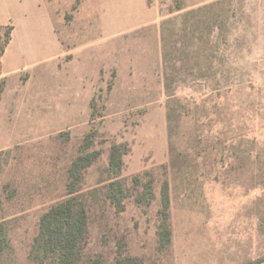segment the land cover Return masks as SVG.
<instances>
[{
    "label": "rangeland",
    "instance_id": "1",
    "mask_svg": "<svg viewBox=\"0 0 264 264\" xmlns=\"http://www.w3.org/2000/svg\"><path fill=\"white\" fill-rule=\"evenodd\" d=\"M10 5L0 0V33L14 28ZM34 9L60 53L8 77L0 65V220L13 249L3 264H34L39 219L66 198L90 133L99 156L79 189L88 211L79 264H114L120 242L142 264L264 258V0H34ZM114 144L127 149L121 212L105 197ZM149 180L154 199L139 205ZM166 182L171 244L160 250Z\"/></svg>",
    "mask_w": 264,
    "mask_h": 264
},
{
    "label": "trees",
    "instance_id": "2",
    "mask_svg": "<svg viewBox=\"0 0 264 264\" xmlns=\"http://www.w3.org/2000/svg\"><path fill=\"white\" fill-rule=\"evenodd\" d=\"M178 10L180 11L182 8H178ZM215 28L217 26H211L210 32ZM11 31L12 28L7 27L0 33V61L10 41ZM194 41L198 43L199 37H194ZM167 80L166 77V82ZM165 89L168 93L169 86L167 84ZM173 99V94L167 95L166 122L170 133L175 121L174 113L176 112L173 108L176 102ZM94 137L95 133L87 134L84 137L79 154L74 158L68 169V179L65 186L66 198L50 207L39 219L38 231L29 252V258L34 264H79L82 260V243L86 238L88 229V211L84 196L79 189L83 181V172L99 156L98 152L89 151L93 146ZM126 151L125 147L114 144L109 149L107 160L109 183L105 197L118 212L123 210V204L127 198V190L120 179L123 170V157ZM134 184L136 186L140 185L139 180L135 179ZM153 199V181L149 180L142 185V191L136 197L135 202L139 205L149 206ZM160 204V225L157 232L158 248L164 250L171 244L169 226L170 197L167 182L164 183L160 192ZM12 252L13 249L8 238L6 225L0 220V264H3L4 259L10 257ZM88 264H99V261L90 260ZM114 264L142 263L138 258L126 254L124 243L120 242ZM250 264H264V258L257 259Z\"/></svg>",
    "mask_w": 264,
    "mask_h": 264
},
{
    "label": "crops",
    "instance_id": "3",
    "mask_svg": "<svg viewBox=\"0 0 264 264\" xmlns=\"http://www.w3.org/2000/svg\"><path fill=\"white\" fill-rule=\"evenodd\" d=\"M11 2L13 0H8ZM19 2V0H16ZM20 7L11 5L9 17L15 25L1 57V73L8 77L26 66H35L57 57L60 53L56 37L44 13L35 11L34 0H21ZM1 25H5L1 20Z\"/></svg>",
    "mask_w": 264,
    "mask_h": 264
}]
</instances>
